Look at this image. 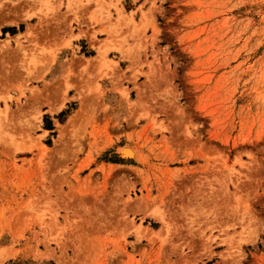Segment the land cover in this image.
Returning <instances> with one entry per match:
<instances>
[{
    "label": "rangeland",
    "instance_id": "rangeland-1",
    "mask_svg": "<svg viewBox=\"0 0 264 264\" xmlns=\"http://www.w3.org/2000/svg\"><path fill=\"white\" fill-rule=\"evenodd\" d=\"M0 264H264V0H0Z\"/></svg>",
    "mask_w": 264,
    "mask_h": 264
},
{
    "label": "bare ground",
    "instance_id": "bare-ground-1",
    "mask_svg": "<svg viewBox=\"0 0 264 264\" xmlns=\"http://www.w3.org/2000/svg\"><path fill=\"white\" fill-rule=\"evenodd\" d=\"M122 153L126 157H132V158H134V151L131 148H129V147H124L122 149Z\"/></svg>",
    "mask_w": 264,
    "mask_h": 264
}]
</instances>
